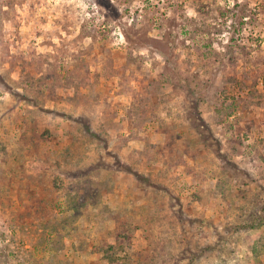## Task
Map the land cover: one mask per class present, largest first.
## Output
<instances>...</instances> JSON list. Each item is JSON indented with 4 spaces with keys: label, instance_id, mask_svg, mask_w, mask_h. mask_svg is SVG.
<instances>
[{
    "label": "rangeland",
    "instance_id": "374dc122",
    "mask_svg": "<svg viewBox=\"0 0 264 264\" xmlns=\"http://www.w3.org/2000/svg\"><path fill=\"white\" fill-rule=\"evenodd\" d=\"M0 264H264V0H0Z\"/></svg>",
    "mask_w": 264,
    "mask_h": 264
}]
</instances>
